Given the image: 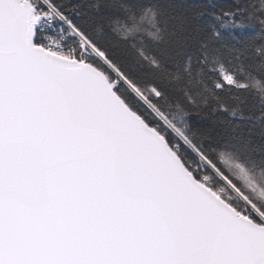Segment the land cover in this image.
Here are the masks:
<instances>
[{"label":"snow or ice","instance_id":"snow-or-ice-1","mask_svg":"<svg viewBox=\"0 0 264 264\" xmlns=\"http://www.w3.org/2000/svg\"><path fill=\"white\" fill-rule=\"evenodd\" d=\"M0 264H264V0H0Z\"/></svg>","mask_w":264,"mask_h":264}]
</instances>
